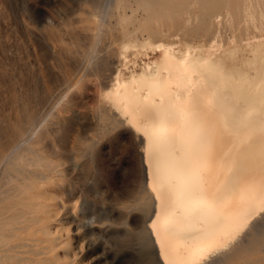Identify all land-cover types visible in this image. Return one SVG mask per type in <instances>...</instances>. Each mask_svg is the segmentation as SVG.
Here are the masks:
<instances>
[{
    "label": "bare ground",
    "instance_id": "bare-ground-1",
    "mask_svg": "<svg viewBox=\"0 0 264 264\" xmlns=\"http://www.w3.org/2000/svg\"><path fill=\"white\" fill-rule=\"evenodd\" d=\"M93 15L87 52L71 60L100 80L101 129L126 124L141 147L150 263L264 264V244L260 256L246 257L264 215V0H101ZM198 37L206 42L193 43ZM147 49L156 56L141 68L134 59L126 72L116 64L128 69ZM40 71L41 112L30 92L0 135V264H75L52 190L59 148L47 120L61 100Z\"/></svg>",
    "mask_w": 264,
    "mask_h": 264
},
{
    "label": "rangeland",
    "instance_id": "rangeland-1",
    "mask_svg": "<svg viewBox=\"0 0 264 264\" xmlns=\"http://www.w3.org/2000/svg\"><path fill=\"white\" fill-rule=\"evenodd\" d=\"M1 5L4 6V10H2ZM99 5H101V0H0V7L2 8H0V13H2L0 15L3 16V18H0V82L2 83H0V113L3 114H0V118L1 116L3 117L2 120L0 119V135L9 131L10 124L14 120L15 112L11 109L16 111L17 107L25 101V97L30 95V92L32 94L29 97L33 99L30 102L32 109L34 108L35 113L41 112L42 102L41 96H39L42 91L41 71L40 74L39 72L36 73V71H39L40 68L44 69L49 78L52 75L49 73L53 72L51 78H48L51 82L49 83L47 80V83L52 93H54V101L58 96L56 101L58 99V101L61 100V105L54 108L55 113L53 112V116L55 115L56 117L51 115V118L47 120L49 123H47L49 125L48 129L52 133V140L59 148L57 152L51 155L59 164L58 167L60 169L59 173L54 174L56 181H54L52 190L56 201L59 203L56 205L57 210L59 209L56 221L58 224L64 225L68 231H66V234H69L70 239H72L71 249L72 253L75 254L74 263L151 264L150 250L144 239L147 233L145 232L147 231L145 228V216L151 212L147 201L151 196L146 190L145 182L142 179L141 147L137 143L134 131L126 124L114 123L106 130L101 129L99 119V112L101 111L99 106L101 104L102 88L100 80L95 73L84 72L83 67L82 70L80 68L81 65H77L75 60H71L77 56L84 58L83 55L87 52L88 44H90L89 38L86 36L85 27L96 26L97 18L96 16L94 17L93 13ZM23 19L27 20L26 23L31 26L33 31L31 29L30 32H27ZM30 22L33 24L31 25ZM70 24L71 28L69 29ZM44 26L49 29L45 30L46 27L44 28ZM71 29L73 30L71 31ZM49 31L52 33L47 34L46 32ZM31 32L33 33L31 34ZM76 33L82 34L77 36ZM34 34L37 35L33 36ZM81 36L87 39H81ZM1 37H4V40ZM51 38L54 39L52 40ZM77 38L81 39H78L81 43L76 40ZM174 38L179 42L181 41L179 35ZM52 41L55 45L51 43ZM203 42H206L203 37L193 40V43L196 44ZM45 45L47 49L44 47ZM61 45H64V47L70 45V53L66 47L64 48ZM77 45L81 46L78 47ZM77 51L81 53H77ZM155 54L151 49H147L136 58L131 56L132 60L128 64V69L125 67L124 61L116 64L122 68V71L126 72V70L134 67V60L137 61L136 65L141 68L145 62L154 59ZM51 57L54 61L51 60ZM70 60L71 62L68 63ZM53 62L56 63L55 67L54 65L51 67V63L54 64ZM44 63L46 65L50 63V66L48 67ZM43 64L45 66L41 67ZM62 64H65V66H62ZM20 65H23V67ZM32 65L33 68H30ZM36 65L40 66V68ZM77 66L81 71H79ZM54 68L56 70L59 69L58 71H53ZM29 69H32L33 72H31L32 70L29 72ZM60 73L65 76L63 74L60 75ZM62 75L65 77L63 81L66 84H60L62 83ZM57 76L59 77L57 78ZM68 78L71 80L69 79V81ZM73 79H76L79 84L75 81V83L72 82ZM9 81L11 82L9 83ZM30 84H32V87ZM35 91H38L37 94ZM67 92H69V95L65 96ZM38 108L41 109L39 110ZM51 120L55 123H52ZM257 218L258 227L261 230L257 229L258 233L255 235L254 248L246 254L248 258H255L262 254L264 215H259ZM260 224L261 226H259ZM245 258H242L239 262H243ZM256 264L259 263L257 262Z\"/></svg>",
    "mask_w": 264,
    "mask_h": 264
},
{
    "label": "snow or ice",
    "instance_id": "snow-or-ice-1",
    "mask_svg": "<svg viewBox=\"0 0 264 264\" xmlns=\"http://www.w3.org/2000/svg\"><path fill=\"white\" fill-rule=\"evenodd\" d=\"M262 234H264V230H262ZM220 247L226 248L227 247V244H221ZM209 264H210V262H209Z\"/></svg>",
    "mask_w": 264,
    "mask_h": 264
}]
</instances>
